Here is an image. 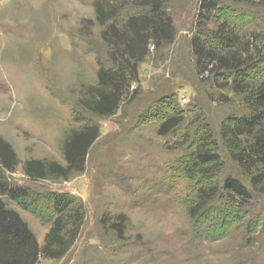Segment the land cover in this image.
I'll list each match as a JSON object with an SVG mask.
<instances>
[{"label":"rangeland","instance_id":"obj_1","mask_svg":"<svg viewBox=\"0 0 264 264\" xmlns=\"http://www.w3.org/2000/svg\"><path fill=\"white\" fill-rule=\"evenodd\" d=\"M140 1L0 0V138L20 162L7 177L36 192L70 194L86 208L71 251L61 260L41 257L39 264H264V194L245 207L244 222L214 242L204 234L210 225L197 228L189 212L205 181L189 180L181 168L199 141L212 136L225 166L207 186L228 177L248 185L221 139L227 118L246 115L247 108L234 92L233 74L217 70L216 59L234 53L251 59L243 78L254 86L264 79V0H215L222 11L213 12L207 25L199 23L203 0H163L175 40L150 46L138 82L115 116H93L83 101L97 86L100 68L110 67L111 51L97 4L117 5L119 19L127 20L145 10ZM225 21L236 43L228 53L211 40ZM196 39L207 56L201 63ZM173 116L183 122L160 136L161 125ZM86 125L99 127L101 138L83 174L68 182H32L24 175L23 164L30 160L64 164L66 139ZM229 200L217 197L214 206L235 210ZM8 204L43 247L49 227ZM120 216L121 237L106 225Z\"/></svg>","mask_w":264,"mask_h":264},{"label":"trees","instance_id":"obj_2","mask_svg":"<svg viewBox=\"0 0 264 264\" xmlns=\"http://www.w3.org/2000/svg\"><path fill=\"white\" fill-rule=\"evenodd\" d=\"M140 5L145 8L142 13L122 20L119 19L121 8L117 5L108 8L107 3L97 4V15L106 28L102 36L111 51L108 55L110 67L100 68L97 86L91 89L90 99L83 101L85 111L93 116H115L133 84L138 82V68L149 55L150 46L160 47L175 40L174 23L164 10L163 0H141ZM221 11L217 1L203 0L199 23L207 25L214 17L213 12ZM226 22L211 34V40L228 53L236 47V43ZM194 48L198 63H201L207 56L197 39ZM216 60L219 64L217 70L225 69L233 74L234 92L242 96L247 108L246 115L227 118L222 125L221 139L229 158L242 171L248 185L228 177L222 183L219 181L214 186H207L206 182H214L225 166L218 154L219 144L212 136L201 139L195 150L181 161V168L189 180L203 178L205 181L204 185L201 182L189 212L197 228L210 225L204 234L214 242L225 239L236 223L244 222L248 214L245 207L250 205L254 195L264 194V79L254 86L243 78V73L252 64L251 59L242 61L234 53L230 57L218 56ZM182 122L180 116L168 118L161 125L159 135L173 133ZM100 138V129L95 125L74 130L63 146L64 164L30 160L23 164V173L32 182H68L85 172L90 151ZM19 166V159L11 145L0 138V264H39L41 257L61 260L80 236L86 221L85 204L67 193H40L13 185L7 174L15 173ZM217 197L230 199L237 207L232 210L230 206L221 211L214 206ZM8 202L16 204L36 217L43 226L49 227L43 247L30 226ZM124 224L122 216L106 223L120 237L124 234Z\"/></svg>","mask_w":264,"mask_h":264}]
</instances>
